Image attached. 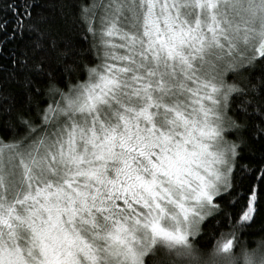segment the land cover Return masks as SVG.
<instances>
[{"label":"snow or ice","instance_id":"1","mask_svg":"<svg viewBox=\"0 0 264 264\" xmlns=\"http://www.w3.org/2000/svg\"><path fill=\"white\" fill-rule=\"evenodd\" d=\"M63 7L0 0V264H264V0Z\"/></svg>","mask_w":264,"mask_h":264},{"label":"trees","instance_id":"2","mask_svg":"<svg viewBox=\"0 0 264 264\" xmlns=\"http://www.w3.org/2000/svg\"><path fill=\"white\" fill-rule=\"evenodd\" d=\"M70 0H51V17L55 24V30L66 40L70 39L76 42L80 38L79 30H73L75 25L69 23L67 26L64 21V7L63 5L69 3ZM85 55H87V45L83 46ZM14 94L20 92L19 88L11 87ZM240 241L246 244L247 247L255 248L260 242H264V203H261L259 214L255 217V223L251 228L241 233Z\"/></svg>","mask_w":264,"mask_h":264}]
</instances>
